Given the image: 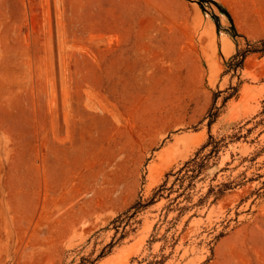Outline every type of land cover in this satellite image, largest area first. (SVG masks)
<instances>
[{
    "label": "rangeland",
    "instance_id": "rangeland-1",
    "mask_svg": "<svg viewBox=\"0 0 264 264\" xmlns=\"http://www.w3.org/2000/svg\"><path fill=\"white\" fill-rule=\"evenodd\" d=\"M261 40L264 0H0V264H264Z\"/></svg>",
    "mask_w": 264,
    "mask_h": 264
},
{
    "label": "trees",
    "instance_id": "trees-1",
    "mask_svg": "<svg viewBox=\"0 0 264 264\" xmlns=\"http://www.w3.org/2000/svg\"><path fill=\"white\" fill-rule=\"evenodd\" d=\"M221 11L228 17L231 25H232V29L236 34L235 28H234V24L232 19L230 18L229 14L223 10L222 8H220ZM264 52V40H261L259 42V46L257 48H253V50H246V51H237L236 54L231 58L230 62L228 63V66L231 67L232 69H237V68H241L244 58L246 56L247 53L249 52ZM233 94H230L228 98H231ZM226 98V99H228ZM217 114H212L210 115V120L208 122V125L210 126L214 120L216 119ZM209 147V151L206 154L202 153L204 152V150L206 148ZM221 144L220 141H216L211 135L209 136L208 140L206 141L205 144L202 145V147L196 152L195 157H193L192 159H190L189 161H187L185 163V165L183 166L182 169H180L178 171V176L175 179V182L179 183V189L184 190L185 188H189L192 186V181L198 177L207 167H208V163H209V159L212 156H216L220 150ZM185 171L183 174L182 172ZM190 173V174H188ZM189 180L188 184L184 185V181L185 180ZM165 189V185L162 184L154 193V196H159L161 197L160 193H162V191ZM155 198V197H154ZM143 205L140 204V202L134 204L131 209H140ZM104 253H102L100 256H103ZM86 259H82V262L79 264H85Z\"/></svg>",
    "mask_w": 264,
    "mask_h": 264
},
{
    "label": "bare ground",
    "instance_id": "bare-ground-1",
    "mask_svg": "<svg viewBox=\"0 0 264 264\" xmlns=\"http://www.w3.org/2000/svg\"><path fill=\"white\" fill-rule=\"evenodd\" d=\"M206 41L209 43L208 47H215L216 41L213 35H207L205 36ZM200 44V43H199ZM203 53V52H202ZM204 54V53H203ZM207 54V53H206ZM152 173V170H151Z\"/></svg>",
    "mask_w": 264,
    "mask_h": 264
}]
</instances>
